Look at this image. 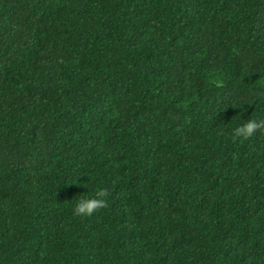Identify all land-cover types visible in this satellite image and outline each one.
<instances>
[{"label":"trees","instance_id":"obj_1","mask_svg":"<svg viewBox=\"0 0 264 264\" xmlns=\"http://www.w3.org/2000/svg\"><path fill=\"white\" fill-rule=\"evenodd\" d=\"M248 119L264 0H0V264H264Z\"/></svg>","mask_w":264,"mask_h":264},{"label":"clouds","instance_id":"obj_2","mask_svg":"<svg viewBox=\"0 0 264 264\" xmlns=\"http://www.w3.org/2000/svg\"><path fill=\"white\" fill-rule=\"evenodd\" d=\"M264 132V119H248L243 126H235L232 128L231 137L233 140L247 139L257 132ZM108 193L105 188H98L91 196H82L73 206V214L76 216H89L94 212L106 207V197Z\"/></svg>","mask_w":264,"mask_h":264}]
</instances>
